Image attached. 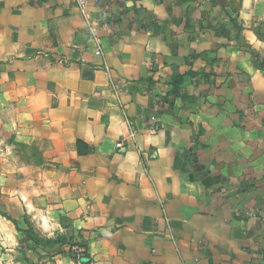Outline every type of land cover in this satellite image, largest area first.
<instances>
[{
    "label": "crops",
    "instance_id": "1",
    "mask_svg": "<svg viewBox=\"0 0 264 264\" xmlns=\"http://www.w3.org/2000/svg\"><path fill=\"white\" fill-rule=\"evenodd\" d=\"M0 264H264V0H0Z\"/></svg>",
    "mask_w": 264,
    "mask_h": 264
},
{
    "label": "trees",
    "instance_id": "2",
    "mask_svg": "<svg viewBox=\"0 0 264 264\" xmlns=\"http://www.w3.org/2000/svg\"><path fill=\"white\" fill-rule=\"evenodd\" d=\"M183 77L182 76H177L175 78V85L179 86L181 84V81H182ZM23 232L25 233V235L32 239L36 244H40V245H43V246H46V247H52L54 246L56 243H59L61 242L60 240L59 241H51V240H44V239H41L38 235H36V233L32 230V229H27V230H23ZM74 244H77V243H74Z\"/></svg>",
    "mask_w": 264,
    "mask_h": 264
},
{
    "label": "built area",
    "instance_id": "3",
    "mask_svg": "<svg viewBox=\"0 0 264 264\" xmlns=\"http://www.w3.org/2000/svg\"><path fill=\"white\" fill-rule=\"evenodd\" d=\"M88 0H75V2L78 4V6L80 7H84L87 4ZM97 53H100V51H98ZM153 131L155 129H152ZM132 137H134V132H132ZM128 138L123 137L118 143H117V147L118 149H125L128 145ZM72 251L76 254V255H83L84 253V248L78 244H73L72 245Z\"/></svg>",
    "mask_w": 264,
    "mask_h": 264
},
{
    "label": "rangeland",
    "instance_id": "4",
    "mask_svg": "<svg viewBox=\"0 0 264 264\" xmlns=\"http://www.w3.org/2000/svg\"><path fill=\"white\" fill-rule=\"evenodd\" d=\"M74 253V252H73ZM75 254V253H74Z\"/></svg>",
    "mask_w": 264,
    "mask_h": 264
}]
</instances>
